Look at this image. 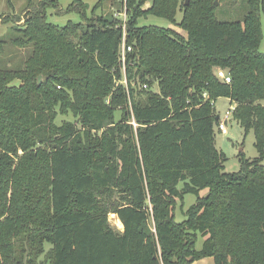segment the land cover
I'll return each instance as SVG.
<instances>
[{"label":"trees","instance_id":"16d2710c","mask_svg":"<svg viewBox=\"0 0 264 264\" xmlns=\"http://www.w3.org/2000/svg\"><path fill=\"white\" fill-rule=\"evenodd\" d=\"M112 1L126 23L55 25L58 0H26L0 38L13 59L0 66V264H264V0L228 22L219 0ZM148 16L172 27L140 26ZM219 98L256 139L259 157L240 152L234 173L216 146Z\"/></svg>","mask_w":264,"mask_h":264},{"label":"rangeland","instance_id":"374dc122","mask_svg":"<svg viewBox=\"0 0 264 264\" xmlns=\"http://www.w3.org/2000/svg\"><path fill=\"white\" fill-rule=\"evenodd\" d=\"M38 2L39 0H35ZM74 0H58V4L60 9H50L48 11V22L55 25L66 26L67 23H84L89 24L91 20H96L98 18L110 19L111 17H116L121 20L124 19L123 16H119L121 11V6L116 1L108 0L101 8H97V3L99 0H81L87 8L86 19H83L81 13L74 10L73 12H68L67 10L71 7ZM218 9L216 12V16L221 21L228 22L229 20H242L245 16L247 5L245 0H219L218 1ZM26 0H12V7L9 5L8 0H0V16L2 18L0 22V38L8 40L11 36L14 35V32L10 30L15 24L13 23V18L22 17L23 10L25 9ZM149 5V4H148ZM182 13L178 12L176 20L181 21ZM262 24H263V35H264V15L261 16ZM5 23H3V22ZM140 26L143 25H154V26H162L165 28L172 27V24L163 19L156 18L153 16H148L147 18H143L139 20ZM11 31V32H10ZM183 33V32H182ZM185 34V33H183ZM260 53L264 54V41L262 42L260 49ZM13 54V53H12ZM10 55V53H9ZM13 59L9 60L7 56L0 57V66L2 68L11 67L13 65ZM264 106V100L260 102ZM217 115L223 117L227 111L231 109L232 106L230 101L226 98H219L215 102ZM120 118V113L117 114V119ZM65 121L74 122L75 119L72 114L68 116H62L57 119V125H61ZM216 131V146L219 150H221L225 156L227 157V162L225 163V171L228 173H234L240 169L239 162V153L243 151L245 157L247 159H255L259 157L258 150L256 148V139L253 131L245 136L244 130L241 128L238 122H236L233 117L231 121L228 122V135H223L220 133L218 129V125L215 127ZM183 184L180 185L182 188ZM207 193L206 190L202 191V194L205 195ZM196 196L192 194H188L185 197L183 208H181V203L178 204L176 208V221L178 223L183 222L186 219L185 212L187 209L196 203ZM117 216H110V223L112 226L117 229L119 228V224L117 221ZM204 238L199 236L196 249L200 251L203 247ZM50 245H46V249L49 250ZM44 260V264H48L47 260L44 257L41 258ZM194 264H214L212 258H202V260L197 261Z\"/></svg>","mask_w":264,"mask_h":264},{"label":"built area","instance_id":"2783aa9c","mask_svg":"<svg viewBox=\"0 0 264 264\" xmlns=\"http://www.w3.org/2000/svg\"><path fill=\"white\" fill-rule=\"evenodd\" d=\"M119 16H123L124 17L123 22L126 23V20H127L126 13L124 11L120 12ZM123 28H124V35H123L124 42H123V45L121 47L120 57L122 59V63L125 65L126 59H127V57H126L127 53L132 51V47L127 45V43H126V39H125V37H126V34H125L126 24L123 26ZM216 71H217L216 75H217L219 80H221L222 82H224L226 84H231V76L228 74L227 71L222 70V69H217ZM143 88L144 89L147 88V84H145L143 86ZM234 109H235V106H232L231 109L229 111H227L223 117H220L218 115V123H219L218 129H219L220 133L223 135H228V122L231 121V119H232ZM129 123L134 125L135 128H137V126H138L135 123L134 119H132Z\"/></svg>","mask_w":264,"mask_h":264},{"label":"crops","instance_id":"0c3cea01","mask_svg":"<svg viewBox=\"0 0 264 264\" xmlns=\"http://www.w3.org/2000/svg\"><path fill=\"white\" fill-rule=\"evenodd\" d=\"M114 215H115V214H114ZM119 228H120V230H121V231H123V230H124V229H123L121 226H119Z\"/></svg>","mask_w":264,"mask_h":264},{"label":"water","instance_id":"95a60500","mask_svg":"<svg viewBox=\"0 0 264 264\" xmlns=\"http://www.w3.org/2000/svg\"><path fill=\"white\" fill-rule=\"evenodd\" d=\"M187 2H188V1H187ZM216 2H217V1H216ZM188 4H189V3H188ZM218 4H219V2H217V5H218ZM41 79H42V78H40V82H41Z\"/></svg>","mask_w":264,"mask_h":264}]
</instances>
